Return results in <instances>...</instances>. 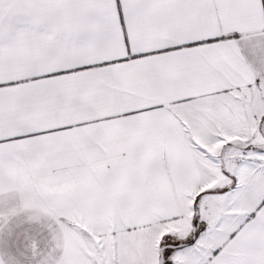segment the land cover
Listing matches in <instances>:
<instances>
[{"label":"snow or ice","instance_id":"snow-or-ice-1","mask_svg":"<svg viewBox=\"0 0 264 264\" xmlns=\"http://www.w3.org/2000/svg\"><path fill=\"white\" fill-rule=\"evenodd\" d=\"M0 264H264V0H0Z\"/></svg>","mask_w":264,"mask_h":264}]
</instances>
